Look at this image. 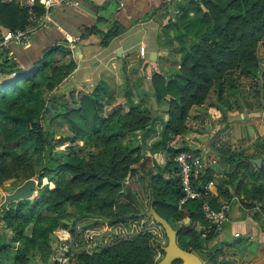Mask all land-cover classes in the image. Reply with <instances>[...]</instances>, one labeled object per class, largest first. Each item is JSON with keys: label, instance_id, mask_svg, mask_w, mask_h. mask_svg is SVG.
Returning <instances> with one entry per match:
<instances>
[{"label": "trees", "instance_id": "obj_1", "mask_svg": "<svg viewBox=\"0 0 264 264\" xmlns=\"http://www.w3.org/2000/svg\"><path fill=\"white\" fill-rule=\"evenodd\" d=\"M177 8L173 27L180 59L175 74L182 81L166 78L160 72H153L148 78L155 99L168 96L167 117L160 121L159 136L151 143L164 148V164H157L145 152L146 139L155 131V116L150 110L130 104L105 113L100 98L105 89L101 85L93 86L90 92L70 93V100L59 95L64 110L54 118L66 123L70 141L81 143L69 145L57 157L49 174L52 187L45 183L32 198L19 197L0 204V257L7 249L14 250L5 264H48L53 253L49 232L57 228H66L72 236L65 264L154 263L157 259L152 257L149 232H133L115 237L108 244L95 241L90 245L88 240L93 235L79 236L74 227L77 221L94 216H101L108 224L141 217L135 214L137 209L131 200H118L122 188L128 187L127 181L136 172L145 179L148 202L152 195L154 210L176 230L177 244L202 252L213 261V253L207 251L205 244L218 230L207 227L209 220L201 204L205 201L216 209L220 203L216 195L192 182L200 195L178 205L182 189L173 156L186 148H174L167 142L187 129L189 108L203 102L213 86L219 102L224 101L221 97L227 89L237 91L239 74L252 78L248 93L255 107L264 110V65H259L256 55L257 42L264 41V0H190ZM43 9L40 2H35V16L31 17L17 0H0V40L6 31L33 24ZM50 9V21L41 26L51 22ZM117 32L113 27L107 28L100 43L106 44ZM55 51L64 54L68 50L60 43L52 44L24 68L8 57L6 47L0 46V74H9L0 79V174L8 179L23 181L41 163L47 139L29 111L42 105L46 90L52 89L75 65L69 60L49 67ZM23 106L28 107V112L22 113ZM259 143L264 157V136ZM230 157L246 162V156L239 151L230 153ZM259 170L264 174V163ZM199 177L205 181L208 175L203 171ZM184 217L189 223L183 222ZM97 222L101 223L97 218L92 221ZM179 262L176 259L172 264ZM0 264L4 263L0 260Z\"/></svg>", "mask_w": 264, "mask_h": 264}, {"label": "crops", "instance_id": "obj_2", "mask_svg": "<svg viewBox=\"0 0 264 264\" xmlns=\"http://www.w3.org/2000/svg\"><path fill=\"white\" fill-rule=\"evenodd\" d=\"M189 1L60 0L50 7L51 22L35 26L26 43L6 41L0 46L7 48L9 58L27 68L41 57L46 47L62 44L68 51L64 54L55 51L51 56L58 58V63L73 60L75 65L51 91L64 94L83 85L84 90L68 92L76 94L90 92L93 86L101 85L105 89L100 95L105 113L113 107L126 108L130 104L150 110L155 116V131L146 139L145 152L162 165L166 160L164 148L151 143L159 136L160 121L167 117L168 96L155 99L148 87V78L153 72H160L166 78L182 81L175 74L180 51L173 23L178 5H186ZM34 23L30 25L34 26ZM109 27L118 32L106 44H101V34ZM88 28L94 30L88 32ZM140 46L143 54L139 53ZM117 48L121 53V65L115 53ZM256 55L259 65L263 66L264 41L257 42ZM237 80L238 90L224 91L223 102L216 99L213 86L203 102L189 108L187 129L167 142L171 147H185V150L191 149L200 155V167L191 176L192 182L216 195L218 203L227 205L222 228L205 244L207 251L213 253V261L195 251L202 264H264V174L247 158L245 162L230 157V153L239 151L246 157L261 155L264 163L263 148L259 143L264 136V110L255 107L248 93L252 78L239 74ZM64 87L68 89L66 92L62 90ZM203 171L208 175L205 181L199 177ZM127 184L118 200L132 201L128 196L132 195L146 209L145 179L136 172ZM96 218H84L74 226L79 236L85 237L91 232L90 245L95 241L108 244L115 237L147 231L142 227L146 220L143 215L125 223L106 225L103 220L92 223ZM182 220L189 223L187 217ZM103 226L107 228L103 229Z\"/></svg>", "mask_w": 264, "mask_h": 264}, {"label": "rangeland", "instance_id": "obj_3", "mask_svg": "<svg viewBox=\"0 0 264 264\" xmlns=\"http://www.w3.org/2000/svg\"><path fill=\"white\" fill-rule=\"evenodd\" d=\"M54 63H58V58L54 59L52 57L49 67ZM49 67L45 70V73L49 70ZM8 77L9 74L7 73L0 74V79H5ZM52 89H50L49 91L46 90V92L44 93V102L42 105H37L34 111H29L32 116V120H36L39 126V130L40 131L44 130L45 133L44 136L46 137L47 141L45 143V147L42 153L41 163L37 165V167L35 168V172L33 173L32 176H30L35 180V185H34V190L28 196H26L27 198H32L36 194L37 189L45 183L49 187L53 186V183L49 180V174L51 173L52 169L55 166L57 157L61 156L64 152H66L67 147L69 145H72L73 143H77V144L81 143V140H75V142L70 141L68 137L69 134L71 133L67 130L66 123L57 122V120L54 118V115L58 111L64 110L63 107L60 105V97L62 95L66 96V98L70 100L68 98L69 91H73V92L77 90L81 91L84 90L85 87L83 85L79 87L76 86L73 87L72 90H69L68 92L65 91L68 89L64 87L62 88V90L66 92L64 94L62 93V91L56 92V90L53 93L51 91ZM47 101L54 102V105H52L53 109L48 112H46ZM67 102L69 103V101ZM21 111L22 113L28 112V107L23 106ZM23 181L8 179L0 174V204L5 201L6 194L10 193L16 186L20 185ZM143 218H145L146 220L143 222L142 227H144V229L146 228L147 229L146 232H149L151 234L150 240L152 241V245H153L152 257L153 260H156L160 258V256L162 255L159 246L166 242V237L164 235L162 227L159 224L155 223L152 220V218L150 217L147 218L144 215ZM97 219L101 221V219L103 218L100 216ZM103 221L104 224L106 225L107 221L104 219ZM103 227H104L103 229L107 228L106 226ZM28 231L29 229L27 226L25 232L27 233ZM89 233L91 232H87L86 235ZM49 236L51 239V247L53 248V253H51L52 254L50 258L51 260L48 264H64L63 262H60L57 259V256L62 254L63 250L60 248L61 246H65L64 244L67 243L71 244L72 236L70 235V233L67 231L66 228L54 229L49 232ZM13 251H14L13 248L7 249L6 252L2 253L0 260L5 264L9 259H11Z\"/></svg>", "mask_w": 264, "mask_h": 264}, {"label": "built area", "instance_id": "obj_4", "mask_svg": "<svg viewBox=\"0 0 264 264\" xmlns=\"http://www.w3.org/2000/svg\"><path fill=\"white\" fill-rule=\"evenodd\" d=\"M58 1L60 0H19L18 2L26 9V12L31 15V17L35 16V2H40L43 5V13L36 17L34 26L28 25L24 29H16L13 31L9 30L4 32L2 39L0 40V44L5 43L6 41H14L16 43L23 44L35 26H41L50 21L48 8H50L53 3ZM139 53L143 54L142 46L139 47ZM173 160L177 167L176 175L178 176L179 184L182 189V195L177 201L179 205L187 198H195L200 195V191L193 186L191 181V176L200 167V155L191 149L181 150L173 156ZM201 210L204 216L209 220L207 227L213 226L216 230H220L222 228L226 219V203H221L216 209H213L209 207L205 201H203L201 204ZM91 236L92 234L90 233L86 235L87 238H90ZM64 245L65 246L60 247L63 251L61 255L57 256V259L65 264L67 258L66 251L68 252L70 250L71 244L67 243Z\"/></svg>", "mask_w": 264, "mask_h": 264}, {"label": "water", "instance_id": "obj_5", "mask_svg": "<svg viewBox=\"0 0 264 264\" xmlns=\"http://www.w3.org/2000/svg\"><path fill=\"white\" fill-rule=\"evenodd\" d=\"M205 9V8H204ZM116 55L118 56L119 64L121 65V57H120V49L117 48L115 50ZM52 105L54 102L47 101L46 102V112L52 110ZM45 135V133H44ZM247 160L252 162L257 168L261 166L262 156L254 155L246 157ZM35 180L32 177L25 179L20 185L16 186L10 193L6 194L5 202L10 201L12 199H16L19 197H26L34 190ZM130 199L134 202L137 208L136 215H144L147 218H152V220L159 224L164 232L166 237V243L160 246L162 250V255L159 259H157L152 264H172L173 260L179 259V264H202L201 258L195 253L193 250L184 249L177 244L176 241V230L171 227L169 222L160 216L153 208L152 201L153 197L150 196V200L148 202V207L144 209L141 207L138 202L133 198L132 195H128ZM1 232V226H0Z\"/></svg>", "mask_w": 264, "mask_h": 264}]
</instances>
